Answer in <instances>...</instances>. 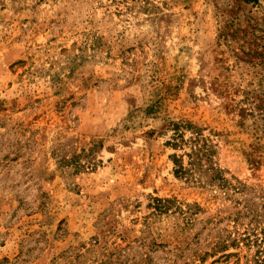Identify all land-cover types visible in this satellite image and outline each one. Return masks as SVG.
Returning a JSON list of instances; mask_svg holds the SVG:
<instances>
[{"label": "rangeland", "instance_id": "1", "mask_svg": "<svg viewBox=\"0 0 264 264\" xmlns=\"http://www.w3.org/2000/svg\"><path fill=\"white\" fill-rule=\"evenodd\" d=\"M0 264H264V0H0Z\"/></svg>", "mask_w": 264, "mask_h": 264}, {"label": "trees", "instance_id": "2", "mask_svg": "<svg viewBox=\"0 0 264 264\" xmlns=\"http://www.w3.org/2000/svg\"><path fill=\"white\" fill-rule=\"evenodd\" d=\"M170 131L172 136L167 142L168 147L176 152H182L170 157L174 164L175 174L191 177L200 183L203 182L204 176L214 171L212 166L204 170L205 163H212L211 157L214 153L209 138L204 134V129L190 123L180 122L170 124ZM216 171L217 174L214 175L213 180L218 178L225 184L226 181L220 175L221 172Z\"/></svg>", "mask_w": 264, "mask_h": 264}]
</instances>
